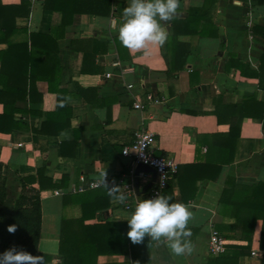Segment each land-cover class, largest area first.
I'll return each mask as SVG.
<instances>
[{"label": "crops", "instance_id": "crops-1", "mask_svg": "<svg viewBox=\"0 0 264 264\" xmlns=\"http://www.w3.org/2000/svg\"><path fill=\"white\" fill-rule=\"evenodd\" d=\"M21 1L29 4V12L27 17L14 19V27L21 32L14 34L11 40H27L30 33L50 34L56 39L61 69L56 89L62 92L56 106L69 112L70 117L66 128L56 136L52 132L55 127H48L47 132L37 135L31 132L0 134V163L5 167L6 189L2 212L7 216L18 195V178L35 176L36 168L42 167L43 177L61 187L39 194L37 252L43 256L44 264H59L60 219L80 215L77 204H62V198L80 193H87L92 198L104 189L61 196H54L53 191L77 188L81 184L80 177L87 181L100 174L128 180L127 173L133 171L135 164L122 157L120 151L133 142L135 133L141 131L154 135V156L170 157L177 168L202 164L206 145L213 144L208 135L223 134L228 129L227 122L217 123L212 115L217 98L223 105H239L245 98L264 105V90L258 85V79L251 75L258 72L259 58L264 52V0H216L206 20L197 23L198 29L204 26L202 37L187 33L192 28L183 27L182 22L188 19L190 11L199 10L203 1L180 0L176 18L163 25L168 37L173 29L182 32L176 37L179 46H173L175 51L171 52V63L180 67L174 73L167 71L166 43L163 46L149 45L139 52L121 46L111 22L116 20L119 23L128 0H84L88 3L83 7L78 3L80 0H69L73 11H64L67 22L61 30L58 29L61 14L43 9L42 0H0V4L16 5ZM49 1L53 3L52 9H57L56 2L60 0ZM173 21L177 23L175 28ZM5 49L6 44H0V51ZM236 62L246 66L243 69L245 74L235 68ZM128 84L132 86L130 90L124 88ZM34 89L33 98L36 100L21 104L28 112L16 115L28 130L40 128L46 112L54 108L55 102L54 95L47 92L46 82L36 81ZM145 94L162 98V103L149 104L140 111L133 110V100L143 102ZM252 109L253 106L248 107L244 112ZM262 115L264 117V106ZM59 119H55L57 124ZM16 144L20 146L15 147ZM228 157L232 162L220 166L215 181L207 180L205 176L199 180L198 177L212 176V171L191 168L180 171L184 193L190 196L183 203L192 213L188 227L193 252L177 257L166 244L151 242L147 249L148 264L207 263L211 257L206 247L209 227L231 223L220 217L217 208V199L222 188L226 187V178L247 186L264 182L261 119L242 120ZM145 175L148 176L146 181L138 179V192L150 182V175ZM153 184L143 194L136 195L137 199H146ZM118 195L121 194L107 195L106 210L95 212L94 218L84 224L95 222L97 217L107 222L127 223L125 214L133 209L125 211L116 199ZM169 197L173 203H182L174 179L171 180ZM258 226L259 222H256L249 252L254 249L259 255L240 256L236 264H259ZM230 235L237 237V233ZM227 242L235 243L234 240ZM127 261L124 256L96 258V264H126Z\"/></svg>", "mask_w": 264, "mask_h": 264}, {"label": "trees", "instance_id": "trees-1", "mask_svg": "<svg viewBox=\"0 0 264 264\" xmlns=\"http://www.w3.org/2000/svg\"><path fill=\"white\" fill-rule=\"evenodd\" d=\"M55 3V0H53ZM199 10H192L188 19L182 22L185 28L191 27L187 33L203 36L204 26L198 29L197 23L206 20L216 0H202ZM79 5L86 6L88 2L80 0ZM57 9H52L53 3L49 0H42V8L45 10H56L61 14V23L58 29H63L67 20L64 18V11H73L72 2L60 0L56 2ZM70 5V6H69ZM71 9V10H70ZM29 4L21 1L16 5L0 4V44H6V49L0 51V134H11L13 132H31L34 135L44 134L46 130L55 127L52 132L56 136L62 128H66L70 117L69 112L62 111L57 107V99L61 90H57L61 69L57 58L56 39L50 34L30 33L27 40L13 42L12 36L20 30L14 27V19L27 17ZM83 12V11H79ZM192 18V19H191ZM69 21V20H68ZM174 21L172 22L175 28ZM264 32V30H263ZM179 33L173 29V33L166 41V50L169 56L167 62L168 73H174L179 69L171 63V52L175 51L173 46ZM235 68L243 73L246 66L236 62ZM258 79V85L264 90V52L259 58L258 72L251 73ZM36 81H44L47 84V92L54 95V108L46 112V119L41 123L38 130H28L26 126L16 118L17 114L27 113V109L21 104L33 102L36 98L34 84ZM34 94V95H33ZM253 99L245 98L239 105H223L220 100L214 101L212 115L216 122H227L228 129L223 134L208 135L213 144L206 145L205 161L202 164L192 166H180L171 180H175L181 202H186L190 197L185 195L181 185L182 169H200V171H212V176L200 175L207 180H214L220 166L232 162L229 158L230 147L238 137L240 124L244 118L261 119L264 129V117L262 115L263 104L253 103ZM59 106V105H58ZM253 106V111L244 112L248 107ZM222 117H227L222 120ZM63 120L61 121L60 119ZM55 119L58 120L55 122ZM228 119V120H227ZM54 121V122H53ZM48 123V124H47ZM53 125V126H52ZM45 126V127H44ZM49 127V128H48ZM46 128L45 130H43ZM5 167L0 163V253L15 247L22 249L33 256H40L37 252L38 239L40 234V192L48 189L60 188L50 179L43 177L42 167L36 168L35 176L18 178L19 192L13 205L4 216L2 205L6 196L5 189ZM185 171V170H184ZM171 180L168 181L161 195H171ZM33 185H36L34 188ZM224 185L217 199L218 214L224 220L231 223H218L214 229L224 239V252L217 256H211L206 264H236L240 256L248 255L251 239L255 231L256 222H259L256 245L261 252L259 264H264V182H257L252 185L236 184L233 179L226 178ZM102 196V197H101ZM192 197V195H191ZM108 196L104 191L98 196L90 198L87 193L66 195L62 198V204H77L80 215L77 218L60 219L57 255L59 264H96L98 256H124L128 258L126 264H148L147 249L151 244L150 238L145 237L143 243L134 245L127 238L129 231L126 222H107L103 218H96L90 224L85 221L94 218V213L104 211L107 208ZM99 202V203H98ZM172 202V201H171ZM16 225L17 230L10 234L7 228ZM237 233V237L230 234ZM235 241L228 244L227 241Z\"/></svg>", "mask_w": 264, "mask_h": 264}, {"label": "clouds", "instance_id": "clouds-1", "mask_svg": "<svg viewBox=\"0 0 264 264\" xmlns=\"http://www.w3.org/2000/svg\"><path fill=\"white\" fill-rule=\"evenodd\" d=\"M179 7L180 0H128L119 23L116 20L111 22L112 28L117 32L121 46L130 51L139 52L149 45L163 46L168 39V32L163 25L176 18ZM99 182L107 185L106 174ZM110 190L118 191L119 187ZM116 199L121 204L127 201V197L122 194ZM171 199L156 194L154 198L137 200L133 210L126 213L124 219L129 228L127 238L132 244H141L148 237L150 242L166 244L177 257L193 252L194 245L188 227L192 213L186 204L173 203ZM16 230V225L7 228L10 234ZM0 264H44V258L12 247L0 253Z\"/></svg>", "mask_w": 264, "mask_h": 264}, {"label": "built area", "instance_id": "built-area-1", "mask_svg": "<svg viewBox=\"0 0 264 264\" xmlns=\"http://www.w3.org/2000/svg\"><path fill=\"white\" fill-rule=\"evenodd\" d=\"M126 90L132 88L131 85H126L124 87ZM162 98L151 94H145L143 97V102L133 100L131 108L136 111L142 110L145 106L149 104H161ZM154 135L150 132H137L134 134V140L129 146H125L121 149L120 155L124 158H129L136 165L138 163L144 164L150 167L155 173V181L153 186L149 189L146 199L154 198L156 194H160L163 189H165L168 181L172 179V176L176 173L177 165L168 156H154L152 148L154 145ZM20 144H16L15 147H19ZM104 174H100L97 178L89 179L85 181L83 178H79L80 185L77 188L71 187L67 190H56L52 194L54 196H61L67 193H79L85 190H94L98 188H103L104 192L108 196H112L115 193H120L127 197L126 203L122 204V208L125 211H130L134 208L137 202V196L133 189V173L130 170L127 173L128 180L124 179H112L106 175V184L100 183L99 181L103 178ZM126 177V176H125ZM138 179L141 181L147 180V175L138 174ZM112 187H119L118 191L110 190ZM206 247L210 256H217L224 252V239L222 235L217 232L213 227H209L208 234L206 238ZM249 255L255 257L259 255L257 250H250Z\"/></svg>", "mask_w": 264, "mask_h": 264}, {"label": "water", "instance_id": "water-1", "mask_svg": "<svg viewBox=\"0 0 264 264\" xmlns=\"http://www.w3.org/2000/svg\"><path fill=\"white\" fill-rule=\"evenodd\" d=\"M132 173H133V179H132L133 189H134L136 195H138L139 193L143 194L145 189L147 187H149L151 185V183H153L155 180L154 171L150 167H148L144 164H140V163L136 164L135 167L133 168ZM138 174H149L150 175V182L146 186L142 187L140 192H138V177H137Z\"/></svg>", "mask_w": 264, "mask_h": 264}, {"label": "rangeland", "instance_id": "rangeland-1", "mask_svg": "<svg viewBox=\"0 0 264 264\" xmlns=\"http://www.w3.org/2000/svg\"><path fill=\"white\" fill-rule=\"evenodd\" d=\"M7 204H9V202H7ZM7 204H6V205H7ZM2 211H4V210L2 209Z\"/></svg>", "mask_w": 264, "mask_h": 264}]
</instances>
